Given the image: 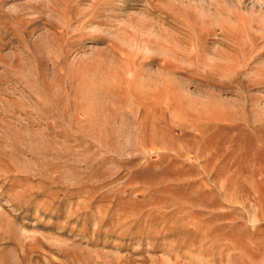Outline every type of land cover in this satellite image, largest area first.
<instances>
[{"label": "rangeland", "instance_id": "rangeland-1", "mask_svg": "<svg viewBox=\"0 0 264 264\" xmlns=\"http://www.w3.org/2000/svg\"><path fill=\"white\" fill-rule=\"evenodd\" d=\"M0 264H264V0H0Z\"/></svg>", "mask_w": 264, "mask_h": 264}]
</instances>
